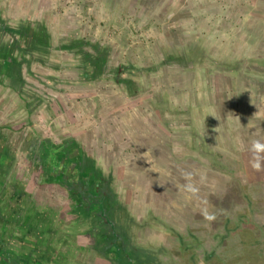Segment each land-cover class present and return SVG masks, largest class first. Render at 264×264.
Segmentation results:
<instances>
[{"label":"rangeland","instance_id":"374dc122","mask_svg":"<svg viewBox=\"0 0 264 264\" xmlns=\"http://www.w3.org/2000/svg\"><path fill=\"white\" fill-rule=\"evenodd\" d=\"M45 1L65 26L64 40L71 36L91 56L97 43L108 61L95 81L68 52L38 53L37 66L26 61L38 97L21 115L12 104L18 116L10 124L30 137L9 143L27 163L26 180L35 181L32 137L56 133L59 144L74 132L75 146L114 192L115 231L151 259L140 254L123 264H264V170L250 163L253 141L264 142V0ZM19 4L0 0V50L22 61L27 42L4 28L22 22ZM53 64L64 68L58 80L42 74ZM185 172L197 193L185 191ZM63 189L55 210L41 216L66 239H55V264H103L84 238L85 212ZM77 245H87L82 254Z\"/></svg>","mask_w":264,"mask_h":264},{"label":"crops","instance_id":"0c3cea01","mask_svg":"<svg viewBox=\"0 0 264 264\" xmlns=\"http://www.w3.org/2000/svg\"><path fill=\"white\" fill-rule=\"evenodd\" d=\"M17 8H24L23 12L19 11L24 13L22 22L18 25H9V27L5 26L4 28L7 30L6 33L8 35H10V31L14 32V30L20 29L21 32L17 31L15 32L17 34H13L11 37L16 39L23 38V42H27L25 48L28 54H21L23 57V59L20 57L22 62L20 59H15L16 57L14 54H7L0 50V130L3 128L5 129L4 133H0V264H55L54 256L57 255L56 246L58 243L64 244L66 239L63 238L62 235L56 234L54 227L50 226V224H48L49 222L43 220L44 214L49 213L50 210H55L54 201L57 200L59 196L62 197L64 193L63 188L66 189L68 197H70V203L73 204V202H76V197H74L73 194H75L77 189L90 193L94 192L100 185H94L91 180L83 185L79 182V174L81 172L79 163L82 164L81 161L83 157L77 152L81 149L73 145L74 140L79 141V138L76 137V133L74 134V132L67 133L69 134L68 137H61L60 139L62 140L59 144H56L54 139L61 135L56 133L53 137L51 134H42L40 137H32L31 140L34 141V143L32 148H30V156L33 161L32 164L36 167V173H31V175H29L31 178L34 177L32 179H35V181H33L32 184L30 180H26V174L28 173H25L24 168L27 166V163L26 161L19 162L23 160V155H20V153L17 154L14 147L9 143L12 141L21 143L29 140L30 136L26 134L23 138L21 134L15 135L12 133L14 132L12 129L14 124H10V122H13L14 118L18 116L15 114L17 106L14 105L12 109V104L15 102L19 103L18 110L21 111L19 113L21 115L25 113L26 109H29L31 104L30 98L38 97L37 94L30 91L27 85L28 78L23 73V69L25 68L28 72L32 69V66L26 65V61L31 60L36 62L35 64L37 66L38 62L41 63L40 61H42H38L37 57L41 56L37 54L49 55L53 50L68 52L70 56L76 55L81 60V52L77 51V47L80 46V43L78 44L75 42L76 40L71 36L64 40L63 37L59 35L63 34L65 26L63 27V25L57 21L58 16H56V13L51 14L48 11L49 8L46 7L45 0H42V2L40 1V7L36 8L32 7L30 0H20V4ZM39 30L41 31V35L47 36L48 39L46 38V42L44 43L39 42L33 44L34 42L30 41L34 40V32ZM91 45L97 54H94V56L89 54L90 57L87 61H83V69L85 70H83L82 76L86 79L95 81L105 72L104 67L108 59L100 62V49H96L99 45H97V43ZM15 47L17 48L18 44L15 45ZM21 47H24V45H21ZM42 48L43 50H41ZM90 52V48L88 51H84L85 54ZM19 60L20 63H18ZM91 64L94 66L89 68ZM17 65L19 66V70L16 75L15 66ZM49 68V71H43L42 74L44 78H55L57 80L60 78L61 70L64 69L58 64H53L52 67L49 66ZM65 71L67 70L65 69ZM76 71L78 73V70ZM85 94L89 95V93ZM44 97L46 101L53 100V97L48 93H45ZM37 99H39L38 102L41 101L40 97ZM2 100L6 101L2 102ZM45 105L46 104H43V107ZM37 107L39 111L43 110L42 106ZM68 110L70 111V109ZM10 111H12V113ZM32 124L34 125V123ZM22 146L21 144L20 147ZM15 162L21 164L20 167L15 169ZM77 162L78 166L76 165ZM65 165H71L72 169L64 167ZM56 169L58 172L54 173L53 171ZM14 171L15 173H13ZM63 171L65 172L64 178L66 177L70 180L69 184H66L63 179H57L58 173H62ZM12 174H15V176ZM48 177L51 178L47 179ZM71 183L74 189L71 187ZM62 190L63 193H61ZM45 199L49 201V203L51 202L50 205L53 207L50 205L46 206L44 204ZM79 207L80 206L77 205L75 209L78 213L80 212ZM51 213L53 214L52 211ZM41 216L43 217L42 219ZM84 217L85 219L87 218L86 226L89 228V224L92 226L93 224H91V222H94V220L91 221L88 216ZM91 226L90 229L85 232L90 234L89 237L96 239L95 237H98V235L94 232V226L93 228ZM109 233L110 228L106 230L105 235ZM58 238L59 242L55 244V239ZM76 249H79L77 251L78 254H82L81 250L84 248H79L77 245ZM65 257H67V255ZM70 262L71 261H68L67 263ZM71 264L74 263L71 262Z\"/></svg>","mask_w":264,"mask_h":264},{"label":"trees","instance_id":"16d2710c","mask_svg":"<svg viewBox=\"0 0 264 264\" xmlns=\"http://www.w3.org/2000/svg\"><path fill=\"white\" fill-rule=\"evenodd\" d=\"M21 32L20 29L14 30V32ZM40 33V34H39ZM28 36V35H27ZM34 40H31L30 42H34L33 44H37L39 42H46L47 36L41 35V31L34 32ZM36 47V45H35ZM39 50V49H38ZM101 57L100 62H102L105 58V54L102 50H100ZM88 54H81L82 59L86 60L90 57ZM260 61L264 62V58L260 57ZM15 62V61H14ZM20 63V61H18ZM16 64V63H15ZM19 66H15V73L18 74ZM73 145H75V142H73ZM76 147V146H75ZM210 150L213 152L215 151L214 147L210 148ZM65 152V151H64ZM68 152V151H67ZM80 156L83 157V160L85 161V164H80V179L79 182L81 185L85 184L87 181L91 180L94 185H100L94 192L88 193L87 191H82L81 189H77L75 192L74 197H76V201L78 203L79 211H83L86 214V217L95 216L93 219L94 222H98V226L107 225L110 228V233L105 235L101 239H92L88 241V246L90 245L92 249L94 250L97 258L103 259V264H123L124 257H134L136 259V256L138 255H144L145 261H150V257L147 256V254L140 252L141 248L136 245H129L128 237L125 235H121V233H117L113 227V224L110 219V213L112 208L114 207V192L111 190V187L109 186V180H105L103 177H101V173L98 172L96 169L93 168V165L90 163V157H85L82 150L77 151ZM211 153V152H210ZM219 157V155H218ZM78 166V162L76 164ZM78 167V168H79ZM58 172V170L53 171ZM87 172V173H86ZM65 172L58 173V180H62L65 182L64 178ZM51 178V177H50ZM69 180H67L66 183L69 184ZM71 187L74 189L73 184L71 183ZM90 191V190H89ZM109 214V215H108ZM102 222V223H101ZM95 227V226H94ZM100 237L103 236V230L101 231V234H99ZM133 237V235H131ZM131 237V238H132ZM107 241V242H106ZM135 244V243H134ZM128 246H132L131 248H128ZM84 249L87 247V245L82 246ZM93 264V263H92ZM142 264V263H141Z\"/></svg>","mask_w":264,"mask_h":264},{"label":"clouds","instance_id":"9594fccd","mask_svg":"<svg viewBox=\"0 0 264 264\" xmlns=\"http://www.w3.org/2000/svg\"><path fill=\"white\" fill-rule=\"evenodd\" d=\"M252 160L250 161L251 167L256 171L264 170V142L260 140H255L252 143ZM192 173H183L184 179L187 181L184 185L185 191L191 192L193 194L198 192V188L191 182ZM205 218L209 221L215 219L214 214L205 213Z\"/></svg>","mask_w":264,"mask_h":264},{"label":"flooded vegetation","instance_id":"af4514ba","mask_svg":"<svg viewBox=\"0 0 264 264\" xmlns=\"http://www.w3.org/2000/svg\"><path fill=\"white\" fill-rule=\"evenodd\" d=\"M82 162V164H85V161L84 160H82L81 161ZM77 164V163H76ZM62 166V165H61ZM64 167H66V168H68V169H72V166L71 165H68V166H64ZM65 168V169H66ZM74 169H75V167H74ZM57 170V169H56ZM74 174H76L75 172H73ZM67 180H69V179H65V182H67ZM70 181V180H69ZM66 184H68V183H66ZM102 223V222H101ZM101 226L99 225V227L98 228H100ZM99 231V232H98ZM94 232H98V233H100L101 231L100 230H97L96 228H94ZM105 233H106V230L104 229L103 230V236L102 237H100V236H98V237H95V238H97L96 240H98V239H101V238H103L104 236H105ZM89 233H84V238L86 239V237H87V240L86 241H90L91 240V238L92 237H89ZM104 239H105V237H104ZM107 242V241H106Z\"/></svg>","mask_w":264,"mask_h":264}]
</instances>
